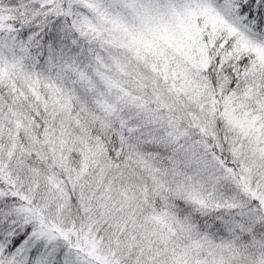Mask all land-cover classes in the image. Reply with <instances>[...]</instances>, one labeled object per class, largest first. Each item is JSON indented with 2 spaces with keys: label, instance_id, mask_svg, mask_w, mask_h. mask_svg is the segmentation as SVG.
<instances>
[{
  "label": "snow or ice",
  "instance_id": "obj_1",
  "mask_svg": "<svg viewBox=\"0 0 264 264\" xmlns=\"http://www.w3.org/2000/svg\"><path fill=\"white\" fill-rule=\"evenodd\" d=\"M0 264H264V0H0Z\"/></svg>",
  "mask_w": 264,
  "mask_h": 264
}]
</instances>
